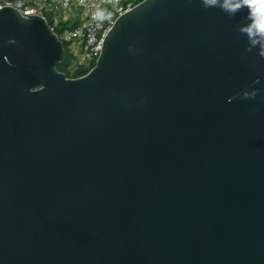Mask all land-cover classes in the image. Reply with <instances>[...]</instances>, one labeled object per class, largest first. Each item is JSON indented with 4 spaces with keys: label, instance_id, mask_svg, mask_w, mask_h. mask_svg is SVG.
<instances>
[{
    "label": "water",
    "instance_id": "1",
    "mask_svg": "<svg viewBox=\"0 0 264 264\" xmlns=\"http://www.w3.org/2000/svg\"><path fill=\"white\" fill-rule=\"evenodd\" d=\"M245 16L145 0L72 79L43 19L0 9V264H264Z\"/></svg>",
    "mask_w": 264,
    "mask_h": 264
},
{
    "label": "built area",
    "instance_id": "2",
    "mask_svg": "<svg viewBox=\"0 0 264 264\" xmlns=\"http://www.w3.org/2000/svg\"><path fill=\"white\" fill-rule=\"evenodd\" d=\"M143 1L0 0V9L12 8L21 17L43 19L67 53L68 71L75 74L85 70L88 72L94 66L105 35L115 20Z\"/></svg>",
    "mask_w": 264,
    "mask_h": 264
},
{
    "label": "clouds",
    "instance_id": "3",
    "mask_svg": "<svg viewBox=\"0 0 264 264\" xmlns=\"http://www.w3.org/2000/svg\"><path fill=\"white\" fill-rule=\"evenodd\" d=\"M202 7L219 8L229 17H235L241 11L246 10L244 19L246 23L240 24L237 31L246 35L248 46L246 52L251 53L253 49H258V55L264 59V0H200ZM9 44H15L14 39L8 41ZM7 57L5 60L7 61ZM255 83H259L256 80ZM259 89L245 90L242 93H236L231 99H255L259 93Z\"/></svg>",
    "mask_w": 264,
    "mask_h": 264
},
{
    "label": "trees",
    "instance_id": "4",
    "mask_svg": "<svg viewBox=\"0 0 264 264\" xmlns=\"http://www.w3.org/2000/svg\"><path fill=\"white\" fill-rule=\"evenodd\" d=\"M64 58H65V60H64L63 64H61L60 66L57 67V71L64 73L67 78H76V77H79V76L87 73V70H85V71H81L79 73L71 74L67 69L68 58H67L66 51L64 52ZM91 67H93V66H91Z\"/></svg>",
    "mask_w": 264,
    "mask_h": 264
}]
</instances>
